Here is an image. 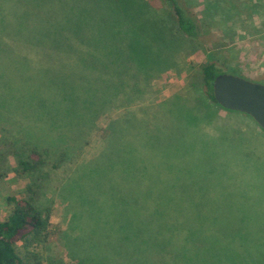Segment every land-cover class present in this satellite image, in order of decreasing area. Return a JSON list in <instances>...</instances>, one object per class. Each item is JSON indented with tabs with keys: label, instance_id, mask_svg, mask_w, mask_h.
<instances>
[{
	"label": "rangeland",
	"instance_id": "374dc122",
	"mask_svg": "<svg viewBox=\"0 0 264 264\" xmlns=\"http://www.w3.org/2000/svg\"><path fill=\"white\" fill-rule=\"evenodd\" d=\"M138 1L0 0V220L28 186L50 209L44 237L17 245L25 264H264V131L219 105L188 113L208 63L264 85V11L187 0L203 34L177 45L163 4ZM88 133L103 145L67 172L50 158L16 175L23 144L76 159Z\"/></svg>",
	"mask_w": 264,
	"mask_h": 264
},
{
	"label": "trees",
	"instance_id": "16d2710c",
	"mask_svg": "<svg viewBox=\"0 0 264 264\" xmlns=\"http://www.w3.org/2000/svg\"><path fill=\"white\" fill-rule=\"evenodd\" d=\"M224 0H206L204 3V7H208L211 9L212 12V6L215 2H221ZM163 4L162 9L163 13H170L171 14V36L170 38H175V43L179 45L180 41L176 42V39L181 38L180 35H183L181 38L183 41H191L198 43L200 41V38L203 34V30L200 28L198 23L197 16L189 9L188 7V1L187 0H140L137 4L140 6L146 8L145 11H151L153 12L156 10L158 5ZM257 8L259 11H264V0H256ZM138 6V5H137ZM235 8V7H234ZM159 9V8H158ZM163 17L159 21V23L166 19ZM232 17V16H231ZM169 31V28H168ZM62 46L63 48L68 51V39L65 37H62ZM76 49V48H75ZM71 52L76 54L78 57L82 58L86 53L82 50H74L73 47L70 46ZM94 58V59H93ZM88 59L89 62H93L95 59L98 60V58L93 57ZM78 61H81V59H77ZM87 61V59H82ZM87 65V63H85ZM98 69V67L96 68ZM101 71H103L102 68H100ZM226 69L223 68L220 64L217 62L208 63L201 67V76H202V83H203V97L200 94H197L196 92H193L192 97L189 96V100L194 102V106H191L189 108L188 112L190 114V118L194 114V111L199 108V112L201 113L200 109L206 108L205 112L208 116H214L213 109H211L212 106H217V102L215 101L212 93V85L215 80V78L221 74H224V71ZM113 78V74L109 73L107 71V74L102 72L103 75H108ZM111 74V75H110ZM113 80V79H112ZM111 80V81H112ZM195 94V95H194ZM198 97H197V96ZM179 101V99L177 100ZM187 102H179L177 109L178 113L180 114L183 110L181 107L186 106ZM198 105V106H197ZM165 108L162 110H169L171 108V105L169 106V103L163 104ZM198 107V108H197ZM160 110L159 112H163ZM143 112L150 113L148 109L143 110ZM180 112V113H179ZM234 113V112H233ZM181 115V114H180ZM218 115V114H217ZM149 120V119H148ZM54 131L59 132L61 130L59 129H53ZM111 130V129H110ZM87 131V130H86ZM90 132V131H88ZM58 134L55 135H49L47 136L44 134L43 137H46L48 139L55 138L57 140ZM57 135V136H56ZM89 133L87 134V137L85 138V142L78 143L73 140V146L72 149L77 155L76 159L73 156L72 158H68L65 156V154H62L63 151L60 150V155H53L49 156L48 151L46 147L43 145H33V144H23V147L21 148V151L26 148L27 145H30V155L29 158H21L18 160L17 167L15 169V173L17 176L23 177L25 175H33L36 172H38L39 169H42V166L47 165L48 160L50 158L55 161V163L52 164V169L57 170L60 167L63 168L65 166L64 162H69L70 164H76L75 162L78 160V157L83 154L84 148L87 146L91 147L89 150L96 149L103 145V140H97V139H90L89 140ZM57 138V139H56ZM92 140V141H91ZM45 141H43L44 143ZM101 143V145L97 146V144ZM50 145V144H49ZM88 151V150H87ZM58 152V150H56ZM51 161V160H50ZM65 170L64 168L62 169ZM66 171V170H65ZM67 172V171H66ZM63 174L62 177L66 175ZM27 193L29 196L16 199L14 197H11L8 199V203L11 205V211L6 219L0 220V264H25L24 258L20 255L17 245L19 243H34L35 241H38L42 236L44 237V232L47 230V228L50 225V209L47 208L45 212L41 210V208L37 205V201L35 199V191L28 186L27 187Z\"/></svg>",
	"mask_w": 264,
	"mask_h": 264
},
{
	"label": "water",
	"instance_id": "95a60500",
	"mask_svg": "<svg viewBox=\"0 0 264 264\" xmlns=\"http://www.w3.org/2000/svg\"><path fill=\"white\" fill-rule=\"evenodd\" d=\"M217 104L249 116L264 131V85L230 74L217 76L212 85Z\"/></svg>",
	"mask_w": 264,
	"mask_h": 264
}]
</instances>
